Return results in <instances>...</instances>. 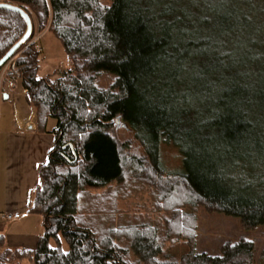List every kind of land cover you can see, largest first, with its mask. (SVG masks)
<instances>
[{"label":"trees","instance_id":"trees-1","mask_svg":"<svg viewBox=\"0 0 264 264\" xmlns=\"http://www.w3.org/2000/svg\"><path fill=\"white\" fill-rule=\"evenodd\" d=\"M0 2L34 16L39 32L51 17L50 31L72 64L60 77L38 78L34 43L11 58L7 78L21 79L37 131L53 133L55 143L39 168L41 183L28 209L41 215L43 232L33 249L7 247L0 232V264H130L127 248L117 242L122 237L134 254L153 258L161 250L153 233H142V225L136 231L135 225L105 229L106 212L82 202L92 189L112 191L111 184H121L130 170L156 186L164 206L184 192V202L165 207L176 212L166 226L177 234L193 221L177 212L185 204L238 218L244 228L264 224L259 0ZM25 30L18 12L0 8V58ZM101 73L114 76L107 88L95 83ZM117 116L142 147V158L125 157L128 145L107 131ZM50 119L54 126L48 130ZM162 140L178 147L183 169L165 175ZM156 264H253V244L226 243L217 255L166 254Z\"/></svg>","mask_w":264,"mask_h":264},{"label":"rangeland","instance_id":"rangeland-1","mask_svg":"<svg viewBox=\"0 0 264 264\" xmlns=\"http://www.w3.org/2000/svg\"><path fill=\"white\" fill-rule=\"evenodd\" d=\"M102 5H108L109 0H98ZM264 17V0H259ZM259 11V6L257 12ZM33 21L34 34L32 43L39 52V67L37 69V77H60L63 72L71 69V62L68 59L64 48L60 41L50 31L51 17L44 30H37V21L31 16ZM11 59L6 63L11 64ZM114 80V76L101 73L95 80L99 87L107 88ZM51 122L53 120L51 119ZM107 131L119 142L127 144L125 157L133 155L136 158L143 157V149L139 142L133 139L132 131L125 129L120 125L112 123ZM160 164L165 175L177 172L183 169L181 153L174 144L162 140L159 145ZM133 171H126V176L121 184L115 182L112 191H105L107 187L98 190H90V194L82 196V202L91 204L92 207H99L107 214V228H116L117 226H132L136 231V226L142 225L140 231L142 233H153L155 242L160 246L161 250L154 254L153 258H146L141 255L134 254L131 249L128 238L122 237L117 240L119 246H123L128 250V263L130 264H156L159 259H163L164 255L179 258L189 251L204 252L209 255H217L226 243H234L241 239L251 241L253 244V264H264V224L252 228H244L238 218L224 215L220 212L210 210L200 204L182 205L180 212L182 215L191 214L192 222H185L182 234H177V230H170L166 226L169 219H174L175 213L165 210L170 208L173 210L179 202L186 199L184 192L181 190L170 197L168 204L159 200L160 195L154 184L149 183L145 178L134 177ZM258 177L260 175H257ZM247 179V178H246ZM105 191L107 194H100ZM99 194L94 197V194ZM89 196V197H88ZM94 198H92V197ZM94 207V208H95ZM187 220V219H184ZM104 229V231H106ZM148 233V234H149ZM159 258V259H158ZM2 263V262H1ZM12 264H29L26 261Z\"/></svg>","mask_w":264,"mask_h":264},{"label":"crops","instance_id":"crops-1","mask_svg":"<svg viewBox=\"0 0 264 264\" xmlns=\"http://www.w3.org/2000/svg\"><path fill=\"white\" fill-rule=\"evenodd\" d=\"M8 70L5 65L0 71V215L19 216L0 218V232L7 247L33 249L43 232L42 217L28 209L41 183L39 168L47 162L55 136L49 131H37L36 114L26 102L21 79H8ZM53 126L54 120L50 119L47 129Z\"/></svg>","mask_w":264,"mask_h":264},{"label":"water","instance_id":"water-1","mask_svg":"<svg viewBox=\"0 0 264 264\" xmlns=\"http://www.w3.org/2000/svg\"><path fill=\"white\" fill-rule=\"evenodd\" d=\"M0 8H7L10 10H14L18 12L26 21V30L24 34L17 40L8 50L7 52L0 58V68H3L6 63L15 55L17 50H19L20 47L27 44L28 40L31 38L33 33V21L31 16L23 10L21 7L7 3V2H0ZM4 99H8L7 94H3ZM113 123L116 125H120L121 127L125 129H129L127 124L122 121L121 117L117 116L112 120Z\"/></svg>","mask_w":264,"mask_h":264},{"label":"built area","instance_id":"built-area-1","mask_svg":"<svg viewBox=\"0 0 264 264\" xmlns=\"http://www.w3.org/2000/svg\"><path fill=\"white\" fill-rule=\"evenodd\" d=\"M18 216H19V214H17V213H14V214L4 213V214L0 215V218L1 219H12V218H17Z\"/></svg>","mask_w":264,"mask_h":264},{"label":"flooded vegetation","instance_id":"flooded-vegetation-1","mask_svg":"<svg viewBox=\"0 0 264 264\" xmlns=\"http://www.w3.org/2000/svg\"><path fill=\"white\" fill-rule=\"evenodd\" d=\"M32 43V41H30L29 43H27L25 46H28L29 44H31Z\"/></svg>","mask_w":264,"mask_h":264}]
</instances>
